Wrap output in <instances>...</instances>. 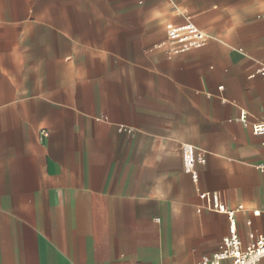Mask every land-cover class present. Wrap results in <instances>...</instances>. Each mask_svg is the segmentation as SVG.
<instances>
[{"label":"crops","instance_id":"0c3cea01","mask_svg":"<svg viewBox=\"0 0 264 264\" xmlns=\"http://www.w3.org/2000/svg\"><path fill=\"white\" fill-rule=\"evenodd\" d=\"M187 19L207 45L154 62ZM262 65L264 0H0V264H197L228 232L200 190L264 235Z\"/></svg>","mask_w":264,"mask_h":264},{"label":"built area","instance_id":"2783aa9c","mask_svg":"<svg viewBox=\"0 0 264 264\" xmlns=\"http://www.w3.org/2000/svg\"><path fill=\"white\" fill-rule=\"evenodd\" d=\"M168 40L160 45V51L153 57L156 63L173 59L177 54L204 47L208 43L207 34L196 22L187 19L182 23L169 22L167 25ZM264 74V65L251 74ZM242 119L246 122L245 117ZM253 132L256 135H264V121L252 123ZM122 132H133L134 129L121 125ZM183 158L187 170L191 173L195 182L199 179L198 167L207 163V153L195 150L191 146H184ZM202 204L198 210L207 209L225 214L228 218V232L223 237L221 245L214 254L206 255L197 264H264V235L244 231L242 225H251L252 221L242 216L248 212L246 206L240 203L236 206L229 205L222 194L217 191L198 192ZM255 215L259 211H254Z\"/></svg>","mask_w":264,"mask_h":264},{"label":"rangeland","instance_id":"374dc122","mask_svg":"<svg viewBox=\"0 0 264 264\" xmlns=\"http://www.w3.org/2000/svg\"><path fill=\"white\" fill-rule=\"evenodd\" d=\"M2 9L9 11L12 8H2ZM21 9H24V8H21ZM88 12H89V8L85 10L83 9L82 13H88ZM19 14L24 15V12H20ZM10 19H11L10 17H7V18L3 17L2 19L1 38L2 40L6 41V42L3 41V45H8V40L11 39L12 37H18L19 40L22 38H25V36L23 35V33H21V31H19L18 35L16 36V32L14 31V29L9 26L8 22L10 21Z\"/></svg>","mask_w":264,"mask_h":264}]
</instances>
